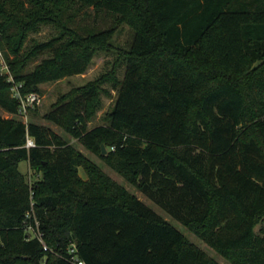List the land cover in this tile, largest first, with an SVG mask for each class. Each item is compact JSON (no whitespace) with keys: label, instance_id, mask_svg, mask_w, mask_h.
I'll list each match as a JSON object with an SVG mask.
<instances>
[{"label":"trees","instance_id":"trees-1","mask_svg":"<svg viewBox=\"0 0 264 264\" xmlns=\"http://www.w3.org/2000/svg\"><path fill=\"white\" fill-rule=\"evenodd\" d=\"M66 2L110 14L133 36L115 69L43 119L229 264H264V231H255L264 223V0H0V50L21 94L84 73L110 48L113 28L79 33ZM41 26L51 37L24 45ZM104 84L113 104L105 124L87 129ZM9 87L0 75V108L15 116ZM20 161L39 176L33 184ZM33 220L46 250L28 238ZM71 244L84 264H218L68 141L0 117V264H72Z\"/></svg>","mask_w":264,"mask_h":264},{"label":"rangeland","instance_id":"rangeland-1","mask_svg":"<svg viewBox=\"0 0 264 264\" xmlns=\"http://www.w3.org/2000/svg\"><path fill=\"white\" fill-rule=\"evenodd\" d=\"M29 1L25 2V7L29 8ZM63 9V17L71 16V21L69 25L75 28L79 33L85 34L87 32H93L98 30H104L113 28L111 37L109 39L110 48L108 51L97 52L91 60L90 65L85 70L84 73L79 75L68 76L62 78L55 82H48L39 85V95L40 102L38 105L32 109L25 117H20L18 115L12 116L11 114L5 112L0 108V117L2 118H15L21 120L22 122H27L29 120L48 128L50 131L60 136L64 140L68 141L76 150L82 153L86 158L98 166L105 174H107L112 180L117 184L121 185L126 191L133 194L141 203L150 208L155 215L167 221L171 226H173L177 231H179L183 236H185L191 243H193L197 248L206 253L218 264H229L226 260L220 257L217 253L207 247L201 240H199L195 235L186 230L178 221L172 219L164 211L159 209L148 199H146L141 193H139L133 186L125 182L120 176L115 172L106 167L97 157L87 152L81 144L75 139L66 134L58 125L47 122L43 119V115L51 110L53 106L64 96L75 88L84 86L87 82L93 81L102 74L109 73L114 68L115 60L119 58V50H125L131 43L133 32L125 24H118L114 17L105 12H95L92 8H82L78 4H70L66 2ZM53 29L50 26H41L40 31L36 34H29L24 45L33 44V42H42L47 40L53 34ZM48 54L44 52L35 59H32L27 64V70L33 68V66L41 61V59L46 58ZM122 67L119 68L118 74L121 76ZM102 88L108 92L103 91L99 95L100 107L96 111L93 118L87 123V129L94 126L105 124V116L110 111L115 98V92L110 89L108 84L102 85ZM18 171L26 176L28 184H33V182L39 177L30 172L28 163L26 161H20L18 164ZM79 175L84 177L81 170H79ZM264 231V223H260L256 226L255 231Z\"/></svg>","mask_w":264,"mask_h":264},{"label":"built area","instance_id":"built-area-1","mask_svg":"<svg viewBox=\"0 0 264 264\" xmlns=\"http://www.w3.org/2000/svg\"><path fill=\"white\" fill-rule=\"evenodd\" d=\"M0 75L5 76V80L7 83H10L9 92L11 98L17 101L18 107H17V115L20 117H25L28 112L40 102V95L36 92H29L26 94H21L19 91V88L21 87L20 84H15L13 82L12 76L10 75L9 68L7 64L5 63L3 59L2 52L0 50ZM33 143L30 139H26L25 147H32ZM33 225L27 226V231L30 233L28 235L29 237H35L38 239V241L42 244L43 250H46V247L44 246L42 239H41V233L38 230V223L37 221L33 220ZM69 262L72 264H84L81 260H79L76 255L74 254V245L71 244L69 249Z\"/></svg>","mask_w":264,"mask_h":264},{"label":"water","instance_id":"water-1","mask_svg":"<svg viewBox=\"0 0 264 264\" xmlns=\"http://www.w3.org/2000/svg\"><path fill=\"white\" fill-rule=\"evenodd\" d=\"M101 150H102L101 153L104 154L105 153V149H104L103 146H101Z\"/></svg>","mask_w":264,"mask_h":264}]
</instances>
